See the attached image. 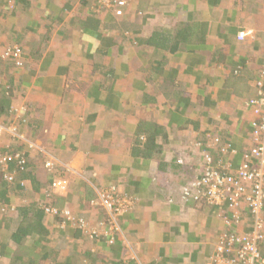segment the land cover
Segmentation results:
<instances>
[{
  "label": "crops",
  "instance_id": "obj_1",
  "mask_svg": "<svg viewBox=\"0 0 264 264\" xmlns=\"http://www.w3.org/2000/svg\"><path fill=\"white\" fill-rule=\"evenodd\" d=\"M125 1L117 17L99 0H0V75L35 147L0 138V154L29 158L23 187L0 178V264H83L82 252L97 264H211L228 238L257 235L246 202L236 222L228 203L183 192L206 153L234 172L256 146L249 101L264 66V0ZM15 45L20 69L1 59ZM111 186L134 200L113 238L44 215V236L16 240L45 202L98 226V190Z\"/></svg>",
  "mask_w": 264,
  "mask_h": 264
},
{
  "label": "built area",
  "instance_id": "obj_2",
  "mask_svg": "<svg viewBox=\"0 0 264 264\" xmlns=\"http://www.w3.org/2000/svg\"><path fill=\"white\" fill-rule=\"evenodd\" d=\"M101 7L113 10L117 17H122L126 7L125 0H99ZM243 40V36H239ZM23 49L18 46H11L5 49L4 57L10 59L15 68L20 69L25 63ZM3 86L0 80V90ZM256 86L259 89V96L249 101L254 120L252 126L254 129V137L256 146L252 148L246 156L245 161L234 172L229 174L219 173L214 170H208L196 182H192L189 187L184 188L183 196L185 199H194L199 201L201 194H204L206 200L211 204L228 203V209L232 218L238 222L241 218V210L243 202L247 203V208L254 215L255 236H232L218 247L216 254L212 256L211 264H264V255L262 254L257 241L261 237L260 232L264 223V171L261 167H252V160L256 158L258 162L264 164V66L262 69L261 79ZM27 110L22 108H13L14 121L5 124L0 121V138L3 135L17 138V140L25 143L29 149H34L32 142H29L23 134L19 132V124H28L26 117ZM225 151V150H223ZM23 152H13L11 154H3L0 156V172L8 183H15L18 178L19 171L25 170L27 165L26 155ZM204 160L210 163L213 158L209 153L204 155ZM254 161V160H253ZM212 163V162H211ZM10 164L16 165V170L10 169ZM54 161L46 163V167L50 170L55 169ZM208 169V168H207ZM228 170H226L227 172ZM20 175V174H19ZM66 182H55L53 186ZM201 193V194H200ZM97 209L107 212V220L100 222L98 226L86 217L76 216L70 210L59 209L56 207H47L46 214L50 217L62 218V223L69 224L80 230L82 234L88 238H99L101 235L108 234L113 238L112 234L120 232V223L118 218L121 213L131 210L134 200L128 198L116 187L101 188L98 192V199L95 201ZM5 211V207L2 208ZM11 211L14 208L10 209ZM106 230L108 232L106 233Z\"/></svg>",
  "mask_w": 264,
  "mask_h": 264
},
{
  "label": "trees",
  "instance_id": "obj_3",
  "mask_svg": "<svg viewBox=\"0 0 264 264\" xmlns=\"http://www.w3.org/2000/svg\"><path fill=\"white\" fill-rule=\"evenodd\" d=\"M126 6H127V2H126ZM148 42H150V41H148ZM147 42V43H148ZM151 43V46H154L153 44H152V42H150ZM175 45V44H174ZM174 45L173 44H170V46L172 47H174ZM157 46H161L162 48H164V47H169V44L168 45H165V44H158ZM21 47V46H20ZM110 47V49L113 47V45H110L109 46ZM22 48V47H21ZM175 48V47H174ZM173 48V49H174ZM23 49V48H22ZM5 52V51H4ZM4 52H2V54H1V59L2 60H5V61H8V62H10V63H12L11 62V60L10 59H6L5 57H4ZM0 64H2V63H0ZM1 76V75H0ZM3 82H4V85L2 86V88H1V91H0V118H2V117H8V116H10V114H12L13 115V107H12V99H11V97H9L7 94H6V92H7V90L8 89H6L7 88V86H6V84H5V81L3 80ZM258 88V87H257ZM6 89V90H5ZM12 109V110H11ZM25 124H23V123H20V126H24ZM252 128H253V126H252ZM253 131H254V129H253ZM26 145V144H25ZM27 146V145H26ZM10 151L8 150V151H1V154H0V156L1 155H3V154H11V153H13V152H11V153H9ZM26 158H27V165H25V170L24 171H19L20 173V175L18 174V176H17V178H18V180L16 181L17 183V186L18 187H23L24 185V183L22 184V182L24 181L23 179H21L20 177H22L24 174H26V172H27V169H28V166H29V158L26 156ZM254 161H256L257 159L256 158H254L253 159ZM212 162V163H211ZM210 163H208V162H206L205 160H204V165H205V170H203V172L201 173L202 175H204L205 174V172L206 171H208V170H214V171H216V172H219V173H223V174H225V173H227V174H229L230 172H226L225 170H223L222 169V165L220 164V163H218V162H216V161H214V159L211 161ZM208 168V169H207ZM10 169L11 170H16V165L15 164H10ZM50 171H52V170H50ZM0 178L2 179V181H5L4 180V178H3V173L2 172H0ZM201 177V176H200ZM199 177V178H200ZM23 178V177H22ZM1 180H0V183L2 182ZM6 183H8L7 181H5ZM54 203V202H53ZM52 203V204H53ZM54 205V204H53ZM53 205H51L50 203H43V204H41L40 206H37L36 208H33L32 209V211H31V214H32V217H31V220H30V222H28V224H22V226H21V228H20V230L18 231V233L16 234V240L18 241V243L19 242H21L23 239H25V237H26V235H29V234H31V235H34V234H36V235H38V233H40V235L41 234H43V236L46 234V233H43L42 231V227H41V224L39 225V222L41 221V219L43 218V216L45 215V216H48L47 214H46V209H47V207H56V206H53ZM57 208H59V207H57ZM26 214H28V213H26ZM56 218H58V217H56ZM32 220H33V223H31L32 222ZM59 220L62 222V218H59ZM80 234H82V232L79 230L78 231ZM264 238V234L263 235H261V238H260V241L258 242V246L261 248V247H264V243H263V239ZM48 252V251H47ZM46 251L44 252V259H48V258H50V257H48V256H51V258L53 259V258H55L59 253H58V251H52V252H50V253H47ZM262 252V254L264 255V249L261 251ZM53 255H55V256H53ZM79 259L83 262V261H85L83 264H97V261H96V258H94V256H92V254L90 253V252H82V253H80V257H79ZM79 263H81V262H79Z\"/></svg>",
  "mask_w": 264,
  "mask_h": 264
},
{
  "label": "clouds",
  "instance_id": "obj_4",
  "mask_svg": "<svg viewBox=\"0 0 264 264\" xmlns=\"http://www.w3.org/2000/svg\"><path fill=\"white\" fill-rule=\"evenodd\" d=\"M11 8H12V6H11ZM12 64V63H11ZM13 65V64H12ZM14 66V65H13ZM24 66V65H23ZM0 80H2V82H3V78H1L0 77ZM5 81V80H4ZM3 85H4V82H3ZM1 91V90H0ZM3 123H4V121H2ZM6 124V123H5ZM6 136V135H5ZM8 137H10V136H8ZM11 138V137H10ZM56 164V163H55ZM57 170V164L55 165V169L53 170V171H56ZM55 183V182H54ZM103 188H106V187H103ZM263 227H264V225H263ZM263 227H262V229H263ZM261 232H262V230H261ZM261 238V237H260ZM263 242H264V240H263ZM260 248V247H259ZM264 249V248H263ZM262 248H260V250L262 251L263 250Z\"/></svg>",
  "mask_w": 264,
  "mask_h": 264
},
{
  "label": "rangeland",
  "instance_id": "obj_5",
  "mask_svg": "<svg viewBox=\"0 0 264 264\" xmlns=\"http://www.w3.org/2000/svg\"><path fill=\"white\" fill-rule=\"evenodd\" d=\"M0 77H2V76H0ZM21 107V106H20ZM20 107H16V108H20ZM27 118L29 119L30 118V116L29 115H27ZM3 121H4V123H6V124H9V122L7 121V118H4V119H2ZM3 136H5V135H3ZM7 136V135H6ZM1 140V139H0ZM1 176V175H0ZM100 190V189H99ZM99 190H98V192H99ZM263 225H264V223H263ZM262 240H264V238L262 239ZM264 243V242H263ZM262 249L264 248V247H261Z\"/></svg>",
  "mask_w": 264,
  "mask_h": 264
}]
</instances>
